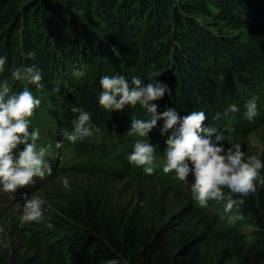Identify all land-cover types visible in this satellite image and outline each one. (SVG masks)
<instances>
[{
  "label": "trees",
  "instance_id": "1",
  "mask_svg": "<svg viewBox=\"0 0 264 264\" xmlns=\"http://www.w3.org/2000/svg\"><path fill=\"white\" fill-rule=\"evenodd\" d=\"M86 21L100 31L116 26L119 34L103 36L111 45L85 26L77 34L76 24ZM31 52L35 56L26 59ZM0 55L7 57L0 80L14 92L23 88L11 78L16 67L35 64L41 70L44 87L32 90L42 103L30 118L31 128L40 129L39 146L63 144L50 150L52 175L31 190L50 203L44 219L22 223L21 212L12 209L0 223V239L15 246L10 255L0 246V264H106L113 258L122 264H264L260 182L233 210L240 220L222 219V207L212 201L201 207L174 171H163L162 122L149 134L157 151L155 171L147 175L127 159L138 139L127 136L130 119L143 118V110L108 113L97 99L103 75L140 76L145 84L149 77L157 79L171 90L156 102L158 112L169 107L181 116L204 111L206 125L231 130L225 147L239 143L248 156L247 134L264 130V0H0ZM78 71L85 75L78 78ZM252 98L259 115L249 122L243 113ZM229 104L240 111L225 117ZM73 106L90 111L100 128L76 144L63 136L71 130ZM62 175L70 190L58 179ZM153 185L165 193L147 191ZM125 190L137 196V204L115 203ZM175 199L180 209L171 217L174 223L164 225L162 206ZM0 200L13 208L20 199ZM177 227L192 231L180 238ZM243 229L246 235L240 234Z\"/></svg>",
  "mask_w": 264,
  "mask_h": 264
},
{
  "label": "clouds",
  "instance_id": "2",
  "mask_svg": "<svg viewBox=\"0 0 264 264\" xmlns=\"http://www.w3.org/2000/svg\"><path fill=\"white\" fill-rule=\"evenodd\" d=\"M113 53L119 57L116 49ZM34 52L27 53L26 59H32ZM7 57L0 55V75L5 73ZM78 78L83 71L75 74ZM13 81L23 85L22 90L14 92L7 80H0V192L15 193L18 189L31 184L34 178L43 179L52 175L49 160L50 150L63 147L62 142L55 146H39L40 129L31 128L35 111L41 106V98L32 88L43 89L44 77L35 64H21L11 72ZM140 76L131 80L120 74L103 75L99 80L98 104L108 113L123 112L126 108L139 106L144 112L143 118L133 115L129 137H137L127 159L129 163L141 167L147 175L155 171L154 162L157 145L150 143L149 134L162 122L159 133L165 140L163 157L165 173L173 172L176 178L189 187L192 198L201 206L208 207L209 201L224 202V219L232 223L242 217L232 214L234 209L244 205L245 198L256 192L257 182L264 183V160L257 156H246L239 143L227 144L226 132L216 126L205 124L204 111H191L181 116L174 107L158 112V101L171 90L168 85ZM240 109L229 104L223 115L236 114ZM75 118L71 121V130H64L63 136L71 144L82 142L100 132L92 121V113L83 107H71ZM219 115V114H218ZM244 117L253 121L258 115L256 98L245 104ZM191 177V178H189ZM66 190L71 185L67 176L58 178ZM225 189L228 191L225 192ZM236 194L238 198H233ZM46 201L42 196H23L20 209L22 223L40 222L44 219ZM52 228L53 225H47ZM106 264H122L118 258L109 259Z\"/></svg>",
  "mask_w": 264,
  "mask_h": 264
},
{
  "label": "rangeland",
  "instance_id": "3",
  "mask_svg": "<svg viewBox=\"0 0 264 264\" xmlns=\"http://www.w3.org/2000/svg\"><path fill=\"white\" fill-rule=\"evenodd\" d=\"M121 17H124V15L122 14ZM76 26H79V30H80V31L76 32L77 34H80V32L83 33V31L86 30V29H82L81 30V26H85V28H89L90 29V33H91L92 36H94V37L98 36V38L100 39V42L106 43L107 45H111V44H110L109 40L107 38L105 39L103 36L109 35V38H111V37H116L115 35L119 34L118 28L116 26H113V25H110L107 29H105L103 31H100L99 28H96V27L92 26L90 24V22H88V21H86V25L76 24ZM69 34L70 35H74L75 32L73 30H70ZM246 137H247V139H246L247 142L246 143H248V156H257L258 158H259V156H261L260 159L264 160V130H260V131L258 130L256 132H254V131L253 132H249ZM262 175H264V170H262ZM88 182L89 181H84L83 183H84V185H86V183L88 184ZM93 183L96 184V183H99V182L94 180ZM34 185L36 186L37 184L31 183V184H29L27 186L28 187H32ZM262 185L264 187V183L260 184V186H262ZM116 186H120V185H116ZM146 188H148L147 191L151 190V191H153L156 194L165 193V189L162 186H160V185H158V186H154V185L153 186H147ZM22 189L23 188H20L15 193H3V192H0V196L11 197V194H16V193L20 194ZM125 189H126V187H125ZM184 190L189 191L190 188L187 186V187L184 188ZM32 195H36V194H32ZM19 199L22 200L21 197ZM138 201H139V199L137 198V196L132 195L131 192H128V191H126V192H122L121 191L120 193H117L116 197H115V203L117 205H119V206H121V205H131V204L135 205V204L138 203ZM179 202H180V199H175V202H173L172 204L162 206L163 214L165 215V219L163 220V224L164 225L167 224V223H170V222L174 223V220L171 217L176 211H178L180 209V206H178V204H176V203H179ZM212 202H213L212 206L224 208V202H218V201H212ZM7 204L8 203L5 200L4 201L0 200V223L4 220L5 216L7 215V212H10L12 209L14 211H20L21 205H22V204H16L14 208H10V207L6 206ZM48 205L50 207V203L47 200L45 207L46 206L48 207ZM6 222H8V220H6ZM188 230L192 231L190 229H188ZM188 230H186L184 228L177 227L176 230H175L177 232H175V233H177V235H179L180 238H181L184 235L188 234L187 233ZM1 231H2V228H1ZM240 234L246 235L247 232L243 229ZM247 241H249V239H247ZM0 246L2 247V249H5L9 253V255L12 254V252H13V250L15 248V246H13L12 243L9 240H7L6 238L0 239Z\"/></svg>",
  "mask_w": 264,
  "mask_h": 264
},
{
  "label": "bare ground",
  "instance_id": "4",
  "mask_svg": "<svg viewBox=\"0 0 264 264\" xmlns=\"http://www.w3.org/2000/svg\"><path fill=\"white\" fill-rule=\"evenodd\" d=\"M45 93V92H44ZM59 155V156H58ZM55 156L57 157V158H60V151L58 150V152L55 154ZM56 164H58V162H56ZM42 180L43 179H40V178H34V180H33V182L32 183H35V184H37L36 186H40L41 184V182H42ZM31 186V185H30ZM19 190V189H18ZM19 192V191H18ZM12 197H17L18 199L21 197V199L22 200H19V201H15L13 204H12V206H13V208L15 207V205L16 204H22L23 203V197L20 195V194H18V193H16V194H11V198Z\"/></svg>",
  "mask_w": 264,
  "mask_h": 264
}]
</instances>
